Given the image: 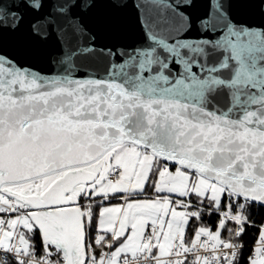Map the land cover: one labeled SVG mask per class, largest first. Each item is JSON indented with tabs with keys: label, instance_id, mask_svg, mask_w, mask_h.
I'll return each instance as SVG.
<instances>
[{
	"label": "snow or ice",
	"instance_id": "obj_1",
	"mask_svg": "<svg viewBox=\"0 0 264 264\" xmlns=\"http://www.w3.org/2000/svg\"><path fill=\"white\" fill-rule=\"evenodd\" d=\"M0 264H264V0H0Z\"/></svg>",
	"mask_w": 264,
	"mask_h": 264
}]
</instances>
